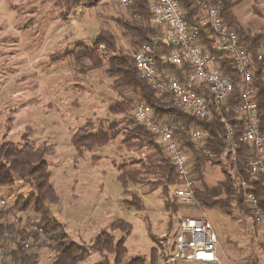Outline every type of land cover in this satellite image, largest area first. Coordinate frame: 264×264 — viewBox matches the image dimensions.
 I'll list each match as a JSON object with an SVG mask.
<instances>
[{"label": "rangeland", "instance_id": "374dc122", "mask_svg": "<svg viewBox=\"0 0 264 264\" xmlns=\"http://www.w3.org/2000/svg\"><path fill=\"white\" fill-rule=\"evenodd\" d=\"M118 1L0 0V144L20 143L27 132L35 145L54 149L45 157L58 195L57 203L49 209L64 224L69 240L88 251V256L76 264L112 260V254H100L90 246L103 230L110 232L114 241L122 236L120 229L111 230L119 219L130 225L124 243L125 260L144 256L148 262L150 251L155 248L158 263L161 254L168 252L178 220L197 215L208 218L220 241L217 261L210 264H264V231L248 214L245 199L243 203H232L226 214L218 208L203 207L197 202L185 204L173 198L172 190L177 184H172L166 196L171 205L167 210L161 184H156L152 176H141L142 182L129 183L126 191L117 179L118 165L138 169L140 163L136 162L145 161L148 153L146 149L120 145L133 116L136 97L127 89L113 86V80L105 74L106 57L103 66L91 69L89 61L79 63L70 52L78 45L90 46L97 34L106 31L115 37L121 53L132 55L134 49L119 23L127 19L128 10ZM98 49L100 53L104 47ZM128 98L133 103L127 112L109 111L110 105ZM87 121L94 129H107L114 124L120 134L79 156L71 136ZM185 153L194 189L202 191L206 187L209 197H224L220 185L224 180L222 165L207 163L202 178L197 179L192 171L194 159L188 150ZM220 159L225 166L231 160L225 154ZM30 192L22 181L10 188L1 187L0 210L18 200L24 202ZM132 194L140 198V210L126 203ZM35 216L29 206L3 216L1 221L16 223L20 219L18 225L26 227ZM34 251L38 254L35 264H52L57 256L49 246L36 247Z\"/></svg>", "mask_w": 264, "mask_h": 264}, {"label": "trees", "instance_id": "16d2710c", "mask_svg": "<svg viewBox=\"0 0 264 264\" xmlns=\"http://www.w3.org/2000/svg\"><path fill=\"white\" fill-rule=\"evenodd\" d=\"M198 0H181V6L184 10L185 20L189 25L194 24L205 14V7L198 4ZM211 5L220 7V15L223 23L234 30L240 42L251 52L253 58L252 76L254 80V100L256 104L257 119L260 124V132L264 142V67L262 62L256 60L259 47L264 41V34L261 32L248 33L237 22L234 8L237 3H231L228 0H211ZM128 17L121 20L123 35L129 39L130 45L134 51L143 43L149 40L150 34L154 29L150 26V12L146 0H131L126 6ZM212 30L202 29L199 33V42L207 50H210V43L214 39ZM104 49L99 53V46ZM169 49V48H168ZM214 54V51H211ZM79 63L85 60L89 61L91 69L103 66V58H107V68L105 74L113 80L112 84L118 89H127L131 91L136 100L144 103L150 108L155 121H165L187 129H202L207 136L197 144L188 133L181 129L175 132L180 147L188 150L193 157L192 171L197 175V179L202 178L204 166L207 163L222 165L224 180L220 183L224 197L211 198L208 195L206 187L202 191L194 189L195 202L207 208H218L226 214L230 213L232 203H243L244 191L253 193L258 198V203L264 211V175L262 173H252L248 168L250 155L249 145L239 141L242 125L241 121L234 113V108L241 102V81L242 76L237 72L233 63L223 54H218V69L224 75H227L233 84L232 93L225 105L221 108V114L232 121L235 127L236 157L225 166L220 157L224 155L227 148L225 141V132L222 123L219 120V113L213 109V115L210 119L196 117L173 105L169 95L156 96L154 90L139 75L132 55L121 53L118 50L115 37L106 31H101L96 35L90 46L78 45L76 50L70 52ZM188 67L181 69L172 68L175 76H179L181 70L188 71ZM209 100V96H207ZM133 99H123L109 106L111 113H123L130 109ZM120 134L115 129L114 124H110L107 129L102 127L93 128L92 123L86 122V126L76 130L71 136V142L78 155L83 151H92L96 147H101L117 139ZM120 145L127 149H146L145 161L141 159L138 169H128L126 165H118L117 179L120 181L124 191L127 190L129 183H141V176H152L156 184H161V194L165 198L163 206L170 208L166 200L169 186L182 183V179L175 171V168L165 154L163 147L159 144L157 137L143 124L135 118L127 122V127L122 134ZM206 151L213 154L215 158L206 154ZM54 149L44 144L35 145L29 139L28 133L21 136L20 143L4 141L0 144V188H10L17 181H22L29 186L31 192L28 198L20 203L19 200L14 205L0 210V252H3L5 259L2 264H35L38 254L34 249L41 246H49L56 251V259L52 264H76L88 256V251L77 242L71 241L65 232V226L58 221L49 209L51 204L58 201V195L50 181L51 173L45 157L53 154ZM227 156V155H225ZM143 178V177H142ZM240 181L245 184V189L240 185ZM1 201V200H0ZM127 204L141 209L140 198L132 194ZM32 206L33 211L41 220L43 233L38 234L28 231L27 227L19 226L17 222L1 221V218L15 210H25ZM250 215L248 207L246 208ZM255 222V221H254ZM256 223V222H255ZM111 230L120 229L124 234L114 241L110 232L100 231L94 238L91 249L100 254L108 252L112 254V260L104 259L98 264H156L155 248L150 251L148 262L144 256H136L130 260H125L127 249L125 247V237L130 232V225L124 220H116L111 225ZM10 235L6 237L5 234ZM15 234L21 235L29 241V247L23 248L20 243L12 237ZM154 239L155 237L152 236ZM12 247H6V244Z\"/></svg>", "mask_w": 264, "mask_h": 264}, {"label": "built area", "instance_id": "2783aa9c", "mask_svg": "<svg viewBox=\"0 0 264 264\" xmlns=\"http://www.w3.org/2000/svg\"><path fill=\"white\" fill-rule=\"evenodd\" d=\"M150 12L149 23L154 31L149 40L133 51L132 57L139 75L154 90L156 96L169 95L173 105L196 117L210 119L213 109L219 113V120L225 132L227 148L224 152L231 160L236 157L235 127L232 121L221 114V108L232 93L233 84L227 75L218 69V54L223 53L242 76L241 102L234 113L241 121L242 129L239 141L249 145L248 168L252 173L264 175V142L257 119L254 100V80L252 76L253 58L251 52L240 42L237 33L229 29L222 21L220 7L211 5V0H198L205 7V14L197 22L189 25L184 17L181 0H146ZM237 3L242 0H228ZM126 7L131 0H119ZM202 29L212 30L215 34L210 43L211 51L199 42ZM100 47H104L100 45ZM169 48V49H168ZM256 60L264 67V54L258 53ZM188 67L175 76L172 68ZM264 71V70H263ZM209 96V100L207 98ZM132 115L156 135L159 144L170 163L182 179L172 190L173 198L185 203L195 202L194 186L190 178L188 157L180 147L175 132L181 129L195 142L202 141L207 133L202 129L187 131L176 124L155 121L150 108L136 101ZM206 154L214 155L206 151ZM245 189L243 181L239 182ZM251 218L264 231V211L258 198L251 192L243 193ZM264 199V192L262 195ZM28 231L43 233L41 220L35 216L28 224ZM6 237H10L7 233ZM23 248L29 247V241L21 235L12 236ZM220 241L208 218L204 215L185 216L175 226L168 252L161 254L156 264H178L197 262L210 264L217 261ZM0 252V264L5 259Z\"/></svg>", "mask_w": 264, "mask_h": 264}, {"label": "crops", "instance_id": "0c3cea01", "mask_svg": "<svg viewBox=\"0 0 264 264\" xmlns=\"http://www.w3.org/2000/svg\"><path fill=\"white\" fill-rule=\"evenodd\" d=\"M243 3L244 0L234 8L237 22L248 33L261 32L264 34V0H248L245 4ZM252 8H254L253 11ZM258 53L264 54V41Z\"/></svg>", "mask_w": 264, "mask_h": 264}]
</instances>
